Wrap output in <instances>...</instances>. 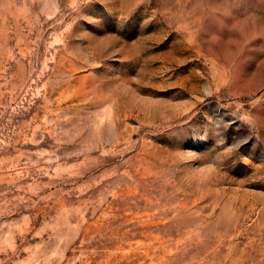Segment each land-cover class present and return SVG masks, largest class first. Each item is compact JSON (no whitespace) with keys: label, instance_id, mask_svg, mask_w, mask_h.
<instances>
[{"label":"rangeland","instance_id":"rangeland-1","mask_svg":"<svg viewBox=\"0 0 264 264\" xmlns=\"http://www.w3.org/2000/svg\"><path fill=\"white\" fill-rule=\"evenodd\" d=\"M0 264H264V0H0Z\"/></svg>","mask_w":264,"mask_h":264}]
</instances>
